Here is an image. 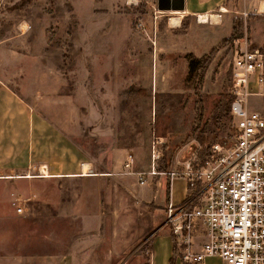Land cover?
Returning a JSON list of instances; mask_svg holds the SVG:
<instances>
[{
    "label": "rangeland",
    "instance_id": "374dc122",
    "mask_svg": "<svg viewBox=\"0 0 264 264\" xmlns=\"http://www.w3.org/2000/svg\"><path fill=\"white\" fill-rule=\"evenodd\" d=\"M261 1L209 7L216 24L192 9L172 27L180 11L156 0H0L1 72L43 132L41 151L11 169L31 177L0 178V253L150 264L153 243L174 244L162 172L229 139L231 62L240 48L264 50ZM191 58L199 65L188 79Z\"/></svg>",
    "mask_w": 264,
    "mask_h": 264
},
{
    "label": "built area",
    "instance_id": "2783aa9c",
    "mask_svg": "<svg viewBox=\"0 0 264 264\" xmlns=\"http://www.w3.org/2000/svg\"><path fill=\"white\" fill-rule=\"evenodd\" d=\"M229 139L212 143L203 158L191 152L162 172L185 181L179 204H165V223L181 264H264V50L240 48L231 62ZM160 137L150 142L157 172ZM144 181L141 180L142 184ZM16 205L15 211L21 212Z\"/></svg>",
    "mask_w": 264,
    "mask_h": 264
},
{
    "label": "crops",
    "instance_id": "0c3cea01",
    "mask_svg": "<svg viewBox=\"0 0 264 264\" xmlns=\"http://www.w3.org/2000/svg\"><path fill=\"white\" fill-rule=\"evenodd\" d=\"M224 1L182 0L183 9L179 11L184 16L193 14L192 9H201V11L195 13L196 15L209 13V7L220 6ZM15 65L18 66V64ZM21 92L20 88L19 92L16 93L10 89L1 72L0 64V172L2 173L0 178L4 181L24 177L12 174L11 169L26 168L28 151L35 152L39 148L41 151L42 148V118L37 123V119H39L37 115L34 114L33 116V114L28 113L27 102L22 99L24 96ZM33 119L35 121L34 125L32 124ZM28 122L30 127H28ZM167 183L168 200L174 204L181 203L185 197V181L181 178H174L170 182L167 181ZM160 239L162 241L153 243L150 264H169V259L173 253V243L167 236ZM30 259L34 262H30L31 260L26 255L0 253V264H67L64 259L55 263L44 260L42 257L39 259L30 257ZM174 264H177V262L175 261ZM206 264H222V262L218 258H210L207 259Z\"/></svg>",
    "mask_w": 264,
    "mask_h": 264
},
{
    "label": "bare ground",
    "instance_id": "6f19581e",
    "mask_svg": "<svg viewBox=\"0 0 264 264\" xmlns=\"http://www.w3.org/2000/svg\"><path fill=\"white\" fill-rule=\"evenodd\" d=\"M259 8H260V10L264 11V1L260 2ZM175 11H178V10H175ZM181 15H182V13L179 12L178 16H171L169 18V21H170L169 23L172 25V27L177 26L179 24V20H180V16ZM219 17H220L219 14L210 13V12L209 13H199V14L196 15V18H197L198 22H200V23L216 24L218 22ZM20 28L22 30H24V26L23 25L20 26ZM87 168H88V164L83 163L82 166H81L83 174H85L84 172L87 170ZM39 169L41 170V172L43 174L47 175V170H46L45 165L41 166ZM24 177H31V176H30V174H26V175H24Z\"/></svg>",
    "mask_w": 264,
    "mask_h": 264
},
{
    "label": "trees",
    "instance_id": "16d2710c",
    "mask_svg": "<svg viewBox=\"0 0 264 264\" xmlns=\"http://www.w3.org/2000/svg\"><path fill=\"white\" fill-rule=\"evenodd\" d=\"M198 65H199V59L191 58L189 60V64H188V69H189L188 79L195 78V74L197 72ZM166 188H167V190H166V201H168V197H169V195H168V186ZM175 256H176V249H175L174 244H173V253H172L171 258L169 259V264H174Z\"/></svg>",
    "mask_w": 264,
    "mask_h": 264
},
{
    "label": "water",
    "instance_id": "95a60500",
    "mask_svg": "<svg viewBox=\"0 0 264 264\" xmlns=\"http://www.w3.org/2000/svg\"><path fill=\"white\" fill-rule=\"evenodd\" d=\"M156 7L160 11L183 9L182 0H156Z\"/></svg>",
    "mask_w": 264,
    "mask_h": 264
}]
</instances>
